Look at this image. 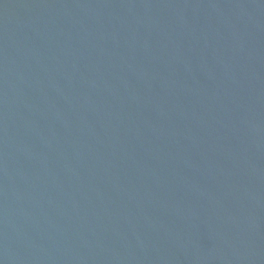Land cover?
I'll list each match as a JSON object with an SVG mask.
<instances>
[{
    "label": "water",
    "instance_id": "95a60500",
    "mask_svg": "<svg viewBox=\"0 0 264 264\" xmlns=\"http://www.w3.org/2000/svg\"><path fill=\"white\" fill-rule=\"evenodd\" d=\"M0 264H264V0H0Z\"/></svg>",
    "mask_w": 264,
    "mask_h": 264
}]
</instances>
